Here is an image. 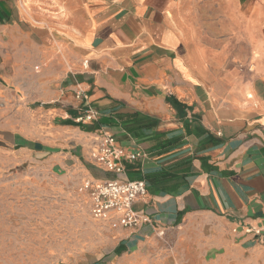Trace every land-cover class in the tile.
Returning a JSON list of instances; mask_svg holds the SVG:
<instances>
[{
    "label": "crops",
    "instance_id": "1",
    "mask_svg": "<svg viewBox=\"0 0 264 264\" xmlns=\"http://www.w3.org/2000/svg\"><path fill=\"white\" fill-rule=\"evenodd\" d=\"M103 133L146 157L97 166ZM0 155L145 182L155 226L95 220L92 264H264V0H0Z\"/></svg>",
    "mask_w": 264,
    "mask_h": 264
},
{
    "label": "rangeland",
    "instance_id": "2",
    "mask_svg": "<svg viewBox=\"0 0 264 264\" xmlns=\"http://www.w3.org/2000/svg\"><path fill=\"white\" fill-rule=\"evenodd\" d=\"M80 193L0 155V264H92L101 229Z\"/></svg>",
    "mask_w": 264,
    "mask_h": 264
},
{
    "label": "built area",
    "instance_id": "3",
    "mask_svg": "<svg viewBox=\"0 0 264 264\" xmlns=\"http://www.w3.org/2000/svg\"><path fill=\"white\" fill-rule=\"evenodd\" d=\"M76 98L88 99L82 91L77 93ZM97 117V112L88 105L76 121L78 124L89 123ZM145 157V154H132L121 148L117 139L108 133L101 134L99 143L91 153V159L97 166L115 174L124 173L125 162H134ZM83 190L89 193L91 215L96 221H102L112 229L122 227L136 230L144 225L151 228L155 226L144 212L134 209L135 202L148 194L144 181H105L96 186L86 183ZM246 234L260 238L264 243V224L258 228L247 229ZM158 235L164 236V232L159 231Z\"/></svg>",
    "mask_w": 264,
    "mask_h": 264
}]
</instances>
